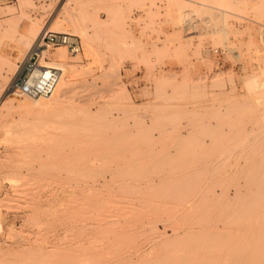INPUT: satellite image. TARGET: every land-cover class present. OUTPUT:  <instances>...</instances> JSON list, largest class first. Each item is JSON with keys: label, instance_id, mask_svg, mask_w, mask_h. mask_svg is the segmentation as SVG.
Wrapping results in <instances>:
<instances>
[{"label": "rangeland", "instance_id": "374dc122", "mask_svg": "<svg viewBox=\"0 0 264 264\" xmlns=\"http://www.w3.org/2000/svg\"><path fill=\"white\" fill-rule=\"evenodd\" d=\"M118 1L0 0V264H249L264 222V0H197L185 29L191 2ZM45 29L81 52L49 49L69 72L31 99L19 42L2 41L25 31L31 46Z\"/></svg>", "mask_w": 264, "mask_h": 264}, {"label": "bare ground", "instance_id": "6f19581e", "mask_svg": "<svg viewBox=\"0 0 264 264\" xmlns=\"http://www.w3.org/2000/svg\"><path fill=\"white\" fill-rule=\"evenodd\" d=\"M112 1V0H111ZM121 2H122V4L124 3L123 2V0H120ZM120 1H118V2H120ZM129 1V0H128ZM132 1H134V0H132ZM140 1V0H139ZM138 1V2H139ZM144 1H146V0H144ZM144 1H142L143 3H144V8H146V4H145V2ZM149 0H147V2H148ZM153 0H151V2H152ZM161 1V0H160ZM174 1V0H173ZM176 1H179V0H176ZM181 1V0H180ZM183 2H184V0H182ZM186 1H188L190 4H192V5H190V6H193L192 8H190L189 9V7H186L187 9H185V10H182L181 12H179V13H181V17H180V14H179V17L181 18V20L183 21V24L184 25H181L182 27H184V26H189V25H192L193 27H195V23H197L198 21H199V19H197V18H195V16L197 17V15L196 14H194L195 12H197V7L195 8L194 7V5H196V4H198V2H197V0H186ZM186 1L184 2V5H185V3H186ZM210 1V0H209ZM221 1V0H220ZM225 0H223V2H224ZM255 1H257V0H255ZM261 1V0H260ZM259 0H258V2H260ZM115 2H117V1H115ZM114 2V3H115ZM127 2V0L125 1V3ZM146 2V3H147ZM151 2H150V4H151ZM169 2V1H168ZM187 2V4L185 5V6H187L189 3ZM200 2V1H199ZM204 2V1H203ZM214 2V1H213ZM218 2V1H217ZM231 2V1H230ZM246 2V1H245ZM251 2V1H250ZM250 2H247V4H248V6H250V7H252V8H255V7H253V5L254 4H252V6H251V4H249ZM253 2V1H252ZM251 2V3H252ZM263 2V1H262ZM262 2H260V3H262ZM110 3H112V2H110ZM110 3H108V4H110ZM124 3V4H125ZM132 3V2H131ZM153 3H154V1H153ZM156 3V2H155ZM163 3V2H162ZM215 3H216V0H215ZM221 3H222V1L219 3L220 4V6H228V5H221ZM244 3V2H243ZM254 3V2H253ZM116 4V3H115ZM141 4V3H140ZM183 3H181L180 4V7H181V5H182ZM202 4V3H201ZM206 4V3H205ZM225 4H226V2H225ZM247 4H246V6H247ZM256 4V3H255ZM262 4H264V3H262ZM126 5V4H125ZM151 5H153V4H151ZM179 5V4H178ZM232 5V4H231ZM243 5V4H242ZM114 6V5H113ZM116 6V5H115ZM120 6V5H119ZM196 6H198V5H196ZM202 6V5H201ZM207 6V5H206ZM206 6H203V7H206ZM209 6V5H208ZM210 6H212V5H210ZM68 7V4H67V6H66V8ZM108 7V6H107ZM127 7V6H126ZM143 7V6H142ZM142 7H140V8H142ZM177 7V6H176ZM202 7V8H203ZM257 7L259 8V6H258V4H257ZM77 8V7H76ZM111 8H112V6H111ZM119 8V7H118ZM121 8H122V6H121ZM128 8V7H127ZM133 7H131V9H132ZM185 8V7H184ZM183 8V5H182V9H184ZM208 8V7H207ZM217 8V7H216ZM221 8H223V7H221ZM245 8V7H244ZM80 9V8H79ZM104 9V8H103ZM130 9V10H131ZM210 9V8H209ZM212 9H214V8H212ZM245 9H247V7L245 8ZM255 9H257V8H255ZM73 10H74V8H73ZM112 10V9H111ZM121 10V9H120ZM199 10V9H198ZM122 11H123V9H122ZM126 11V10H125ZM125 11L124 12H122V14L124 13V16L126 15L125 14ZM179 11H180V8H179ZM205 11H207V10H205ZM263 11V9L261 10V12ZM114 12H116L117 13V11H116V9H115V11ZM113 11H112V14L114 13ZM132 12V11H131ZM220 12V11H219ZM222 12V11H221ZM221 12H220V14H221ZM254 12V11H253ZM72 13V12H71ZM115 13V14H116ZM130 13V12H129ZM175 13V12H174ZM257 13V12H256ZM258 13H260L259 11H258ZM263 13V12H262ZM261 13V14H262ZM111 14V15H112ZM151 15V13H150V11L148 12V15ZM173 14V13H172ZM177 14V13H176ZM175 14V15H176ZM223 14V13H222ZM221 14V15H222ZM255 14V13H254ZM261 14H258V15H261ZM118 15V14H117ZM171 15V14H170ZM170 15H168V18H171V21H174V23L176 24V22H178L179 20H178V16L176 15L175 17H176V20H174V16H173V20H172V15H171V17H169ZM226 15V14H225ZM233 15V14H232ZM257 15V14H256ZM217 16H218V14H217ZM223 16V15H222ZM85 17V16H84ZM150 18H151V16H149ZM203 17V16H202ZM221 17V16H220ZM219 17V18H220ZM240 17V16H239ZM242 17V16H241ZM114 18V17H113ZM120 18H122V17H120ZM124 19V18H123ZM128 19H129V17H128ZM211 17H206L205 19H203L202 20V22L204 23L205 22V25H206V23L208 24V23H212L211 22ZM254 19H256V18H254ZM263 19H264V17H263ZM85 20V19H84ZM117 20V19H116ZM118 20H119V18H118ZM170 20V19H169ZM178 20V21H177ZM213 20V19H212ZM216 20H217V17H216ZM220 20V19H219ZM260 20H262V19H260ZM176 21V22H175ZM253 21V20H252ZM122 22V21H121ZM120 22V26H121V33H123V30L125 29H123L122 28V26H123V24L124 25H126L125 24V22L122 24ZM151 22V21H150ZM261 22V21H260ZM86 23V22H85ZM114 23V22H113ZM112 23V24H113ZM179 23H181V21H179ZM200 23V22H199ZM213 23L215 24V22L213 21ZM217 23V22H216ZM112 24H111V26H112ZM117 25H118V23H116ZM152 24V23H151ZM219 24V23H218ZM260 24V23H259ZM110 24H108V26H109ZM117 25H115V24H113V27L115 26L116 28H120V26L119 27H117ZM150 25V24H149ZM198 25V24H197ZM211 26H212V24H210ZM222 25V24H221ZM127 26V25H126ZM178 26V25H177ZM223 26V25H222ZM257 26H259V25H257ZM263 27L264 26V22L259 26V28L260 27ZM32 27H34L33 25H31V28ZM178 27H180V24H179V26ZM181 27V28H182ZM215 27H217L216 26V24H215ZM107 28V27H106ZM206 28H207V26H206ZM222 28L223 27H221V29H220V27H219V29L221 30V32H222ZM33 29V28H32ZM109 29H111V28H109ZM108 29V30H109ZM113 29V28H112ZM111 29V30H112ZM184 29H185V27H184ZM183 29V30H184ZM208 29V28H207ZM211 30H212V28H210ZM209 29V30H210ZM45 30H47V29H45ZM44 30V31H45ZM82 30V29H81ZM111 30H109V31H111ZM120 30V29H119ZM199 30V29H198ZM204 30V29H203ZM215 30H217V32H218V29L217 28H215ZM261 30V29H260ZM44 31L41 33V35L44 33ZM115 31H116V29H115ZM160 31V30H159ZM197 31V30H196ZM205 31H207V30H205ZM213 31V30H212ZM211 31V32H212ZM88 32V31H87ZM120 32V31H119ZM124 32H126V30H124ZM155 32V31H154ZM201 32H203V31H201ZM217 32L215 31L214 33H216L217 34ZM79 33H80V35H81V37L82 38H85V39H89L88 37L89 36H86V33H84V31L83 32H80L79 31ZM78 33V34H79ZM128 33V32H127ZM219 33H220V31H219ZM262 33H264V28H263V30H262ZM77 34V33H76ZM120 33H118V35H119ZM125 34V33H124ZM156 34H157V31H156ZM198 34H199V32H198ZM202 34V33H201ZM201 34H200V36H201ZM203 34L205 35V33L203 32ZM209 34V33H208ZM207 34V35H208ZM41 35L32 43V45L31 46H29V44H30V40L32 39V33H29V32H25V31H22V32H20L19 34H16L15 36H13L12 38H6V39H4L2 42L3 43H8L9 42V40H14V41H18L17 43V48H15V50H16V52H18V55H19V57H23L28 51H30V50H32L33 48H35V47H37L36 45H37V43H38V41H39V39H40V37H41ZM115 35V38H116V36H118L117 35V33H115L114 34ZM127 35H129V34H127ZM126 35V36H127ZM210 35V34H209ZM102 36V35H101ZM104 36V35H103ZM160 36V35H159ZM172 36H174V35H172ZM171 36V37H172ZM199 36V37H200ZM92 37V36H91ZM114 37V36H113ZM121 37H123V36H121L120 35V37H118V38H120L121 39V41L120 42H124V40H122V38ZM130 37V36H129ZM148 37H150L149 35H148ZM216 37V36H215ZM262 40H261V42L264 40V34H262ZM107 38V37H106ZM118 38H117V41H118ZM159 38V37H158ZM166 38H167V36H166ZM205 38V37H204ZM217 38V37H216ZM219 38V37H218ZM93 39V38H92ZM123 39H124V37H123ZM173 39H175V37L173 38ZM172 39V41H174ZM199 39H202V37L201 38H199ZM84 40V39H83ZM90 40V39H89ZM88 40V41H89ZM115 40V39H114ZM157 40H159V39H157ZM205 40H207V39H205ZM256 40V39H255ZM254 40V41H255ZM92 41V40H91ZM116 41V40H115ZM167 41H168V38H167ZM170 41V40H169ZM1 42V43H2ZM85 42H87V41H85ZM227 42V41H226ZM228 42H230V41H228ZM227 42V43H228ZM88 43H90V41L88 42ZM86 44L85 43V47H86V50L88 51V52H91V45L90 44ZM124 43H126V42H124ZM136 43H138V42H136ZM135 43V44H136ZM232 43V42H231ZM92 44H93V41H92ZM128 44V43H127ZM133 44H134V42H133ZM167 44V43H166ZM172 44H174V43H171V45ZM260 44H263V42L262 43H260ZM260 44H258V45H260ZM171 45L169 46V47H171ZM250 45H253V44H250ZM129 46V45H128ZM166 46V45H165ZM220 46V45H219ZM219 46H217V47H219ZM224 46V45H223ZM257 46V45H256ZM0 47H1V45H0ZM126 47H127V45H126ZM131 47V46H130ZM133 47V46H132ZM232 47V46H231ZM240 47H241V44H240ZM245 47V46H244ZM251 47V46H250ZM249 47V48H250ZM123 48V47H122ZM248 48V47H247ZM261 48V47H260ZM258 49V48H256L255 49V51L258 49V50H260V52H261V49ZM132 49V48H131ZM165 49L166 50H168V48L167 47H165ZM263 49H264V46H263ZM121 50H123V49H121ZM241 50V49H240ZM249 49H247V51H248ZM257 50V51H258ZM126 51V50H125ZM124 51V52H125ZM156 50H153V53H150V54H155L154 52H155ZM256 51V52H257ZM264 51V50H263ZM110 52V51H109ZM237 52V51H236ZM241 52V51H240ZM239 52V53H240ZM4 51L3 50H1L0 49V54H1V56H0V59H2V61H4L7 65H10L9 64V62H8V59L7 58H2V56L4 57ZM233 53V52H232ZM263 53V52H262ZM159 54V53H158ZM242 54V53H241ZM240 54V55H241ZM258 54V53H257ZM46 55V52L44 51L43 52V56H45ZM105 55V54H104ZM121 56H122V54H120ZM155 55H157V53L155 54ZM228 56V55H227ZM264 56V55H263ZM204 57V56H203ZM240 57H242V56H240ZM149 58V57H148ZM154 58V57H153ZM207 58V57H206ZM209 58V57H208ZM207 58V59H208ZM233 58V57H232ZM5 59H7V60H5ZM211 59V58H210ZM227 60V59H226ZM234 60H235V58H234ZM105 62V61H104ZM46 66H57L60 70H61V74H60V77L61 76H63L66 72H69V66L67 67V65L65 66V65H54V64H48V63H46V62H43ZM106 63V62H105ZM102 66V65H101ZM108 70V69H107ZM119 72V71H118ZM256 72V71H255ZM168 76V75H167ZM222 76V75H221ZM262 76V75H261ZM163 77V76H162ZM165 77H166V75H165ZM172 77V76H171ZM170 77V78H171ZM218 76H216V78H217ZM223 77V76H222ZM251 77V76H250ZM255 77V76H254ZM253 77V78H254ZM181 78V77H180ZM219 78H220V75H219ZM224 78V77H223ZM257 78V77H256ZM176 79V78H175ZM218 79V78H217ZM216 79V82H220L219 81V79L217 80ZM249 79V78H248ZM116 80V79H115ZM161 80H163L162 78H161ZM164 80H166V79H164ZM163 80V81H164ZM171 80V79H170ZM250 80H253V79H250ZM254 80H256V79H254ZM175 81V80H174ZM170 81L168 80L167 81V83H169ZM192 83H194V82H192ZM234 83V82H233ZM259 83V82H258ZM115 84V83H114ZM185 84V83H184ZM165 85H168V84H165ZM186 85V84H185ZM254 85H255V83H254ZM157 89V88H156ZM161 90V89H160ZM159 89H158V91H157V94H158V92L160 91ZM54 92V91H53ZM193 93V92H192ZM161 94V91L159 92V96H161L160 95ZM158 96V97H159ZM168 97V96H167ZM176 97V96H175ZM162 98V97H161ZM166 98V97H165ZM4 99V98H3ZM164 99V98H163ZM172 100V99H171ZM175 100V99H174ZM157 108V107H156ZM155 108V109H156ZM138 109V108H137ZM145 111V110H144ZM153 111V110H152ZM148 112V111H147ZM184 137V136H183ZM262 196H264V195H262ZM255 199H257L258 200V198H256L255 197ZM264 199V197L262 198V200ZM257 200H255V202H257ZM261 201V200H260ZM243 203V202H242ZM244 203H246L247 204V202H245L244 201ZM260 202H259V200H258V203H256V204H259ZM255 204V203H254ZM263 204V203H262ZM248 205V207H249V204H247ZM247 205H245L246 207H247ZM241 206H242V204H241ZM245 206H244V209H246V210H244V211H247V208H245ZM252 206V205H251ZM243 207V206H242ZM258 207H259V205H258ZM256 208V206L255 207H251V208H249V209H255L256 208V212L253 210V213L254 214H256V213H258V215L259 216H261L262 218H263V220H264V204L261 206V207H259V208ZM248 211H250V210H248ZM236 213V212H235ZM240 213H242L241 211H240ZM247 214V213H246ZM250 215H251V213H250ZM241 216H243V217H248V218H250V216H248V215H246L245 216V213H243V215L241 214ZM253 217V216H252ZM251 217V218H252ZM256 217H257V214H256ZM260 217V218H261ZM258 218V217H257ZM260 218H258V220L260 221L261 220V222L263 221L262 220V218L260 219ZM256 219V218H255ZM243 223H244V221H243ZM247 223V222H246ZM256 224H259V222H257V220H256ZM246 225H248V224H246ZM258 227H257V229L255 230V232L252 234V237H251V239H252V243H254L251 247H249L248 248V250H247V254L248 255H246L245 256V258H244V260H246L249 264H264V222L263 223H261L260 225H257ZM251 227V226H250ZM245 228V227H244ZM243 232V231H242ZM241 232V233H242ZM246 233V232H245ZM251 236V235H250ZM248 251H249V253H248ZM243 260V261H244Z\"/></svg>", "mask_w": 264, "mask_h": 264}, {"label": "built area", "instance_id": "2783aa9c", "mask_svg": "<svg viewBox=\"0 0 264 264\" xmlns=\"http://www.w3.org/2000/svg\"><path fill=\"white\" fill-rule=\"evenodd\" d=\"M36 46L28 51L18 63L17 84L20 90L29 98L42 99L53 92L61 74V70L57 66H46L43 63L48 62L43 56V52L62 47L69 54L76 56L81 52V41L74 34L47 29L41 35ZM219 52L220 54L223 53L218 49L214 51L216 54H219Z\"/></svg>", "mask_w": 264, "mask_h": 264}]
</instances>
